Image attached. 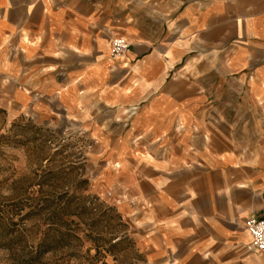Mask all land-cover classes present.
<instances>
[{
	"label": "crops",
	"instance_id": "0c3cea01",
	"mask_svg": "<svg viewBox=\"0 0 264 264\" xmlns=\"http://www.w3.org/2000/svg\"><path fill=\"white\" fill-rule=\"evenodd\" d=\"M240 106L264 109V0H0V108L102 148L145 264H264V110Z\"/></svg>",
	"mask_w": 264,
	"mask_h": 264
},
{
	"label": "rangeland",
	"instance_id": "374dc122",
	"mask_svg": "<svg viewBox=\"0 0 264 264\" xmlns=\"http://www.w3.org/2000/svg\"><path fill=\"white\" fill-rule=\"evenodd\" d=\"M112 166L83 133L0 108V264H145L141 205Z\"/></svg>",
	"mask_w": 264,
	"mask_h": 264
},
{
	"label": "built area",
	"instance_id": "2783aa9c",
	"mask_svg": "<svg viewBox=\"0 0 264 264\" xmlns=\"http://www.w3.org/2000/svg\"><path fill=\"white\" fill-rule=\"evenodd\" d=\"M129 48V45L123 38H114L110 46L111 57H117L124 54ZM245 229L251 240L246 246L249 252H264V219L249 217L245 220Z\"/></svg>",
	"mask_w": 264,
	"mask_h": 264
},
{
	"label": "bare ground",
	"instance_id": "6f19581e",
	"mask_svg": "<svg viewBox=\"0 0 264 264\" xmlns=\"http://www.w3.org/2000/svg\"><path fill=\"white\" fill-rule=\"evenodd\" d=\"M124 40V39H123ZM125 42H126V40H124ZM126 44H128L127 42H126Z\"/></svg>",
	"mask_w": 264,
	"mask_h": 264
}]
</instances>
